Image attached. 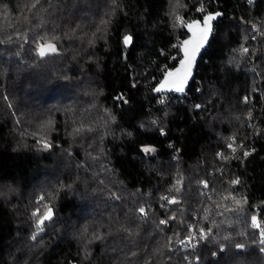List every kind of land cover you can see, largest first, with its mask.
I'll return each instance as SVG.
<instances>
[{
    "label": "trees",
    "instance_id": "1",
    "mask_svg": "<svg viewBox=\"0 0 264 264\" xmlns=\"http://www.w3.org/2000/svg\"><path fill=\"white\" fill-rule=\"evenodd\" d=\"M210 11L187 90L155 94ZM253 216L264 0H0V264H264Z\"/></svg>",
    "mask_w": 264,
    "mask_h": 264
},
{
    "label": "snow or ice",
    "instance_id": "2",
    "mask_svg": "<svg viewBox=\"0 0 264 264\" xmlns=\"http://www.w3.org/2000/svg\"><path fill=\"white\" fill-rule=\"evenodd\" d=\"M39 2V0H37V3ZM249 3H252V0H249ZM202 11V9H200ZM220 15L219 13H217L215 16L214 15H207L204 19V24L203 27H199V25L197 24H188L187 27L189 29V31H193V29L198 28L199 29V37L198 39L195 40V42L193 40H185L183 42V44L181 45V49L184 52V59L181 60V68H178L176 70L175 73L173 72H167L165 73V79L164 81L161 82L160 86L156 89H154V91L156 92H160L162 91L166 85L169 84H173L174 90L177 92H183L184 91V84L187 82L189 76L191 75V69H192V64L195 60V52L199 50L200 47L203 46V43L208 39V35L211 31V27H210V21L214 20L216 18V16ZM179 19V18H178ZM255 27V26H253ZM194 36H195V32H194ZM132 38L130 36H125L124 37V44L127 46L130 42H131ZM190 45H194L193 47H189ZM55 46L51 43H46V44H40L38 49H37V54L40 57H44L46 54H48L49 52H55ZM243 51L247 52V49H243ZM173 77H175V79H172ZM118 99L123 100V102H127L126 100H124L123 97H118ZM247 97H245V102H247ZM197 108L200 107V105H196ZM161 134H163V131L161 132ZM44 147L47 148L49 147V145L47 143L44 144ZM229 147L231 148L232 145H229ZM144 152L149 153L154 151V149L146 147L143 149ZM233 151H235V149H233ZM245 156H248L249 153L245 152L244 153ZM239 181L234 180L232 181L233 184L238 183ZM205 187H207V184L205 183ZM41 200L43 199V197L40 198ZM162 199H166L165 197H162ZM170 203H174L175 201H169ZM140 213L143 214L144 213V208H140L139 209ZM39 214V209H37L35 212H33L34 216H37ZM52 217V211L49 208L47 210V212H45L43 214V216L38 220L37 222V227L40 228L41 225L44 224V221L46 220H50ZM161 224H165L166 221L165 220H161L160 221ZM252 227L253 228H259L260 224L257 222V217L253 216L252 217ZM262 236H264V233H262ZM33 238H35V235L33 236ZM183 242V241H182ZM261 244H264V238H262L261 240ZM238 247H241L240 245H238ZM262 251H264V249H262Z\"/></svg>",
    "mask_w": 264,
    "mask_h": 264
},
{
    "label": "water",
    "instance_id": "3",
    "mask_svg": "<svg viewBox=\"0 0 264 264\" xmlns=\"http://www.w3.org/2000/svg\"><path fill=\"white\" fill-rule=\"evenodd\" d=\"M217 13H219L220 15L216 16V18H215L214 20L210 21L211 31H210V33H209V35H208V39L203 43V46L200 47L199 50L195 52V60H194V62H193V64H192L191 75L189 76L187 82L184 84V91L187 90L189 83H190V82L192 81V79L194 78L195 70H196V67H197V63H198V61H199V59H200V56H201L202 53L206 50V48H207V46H208V44H209V42H210V40H211L212 34H213V32H214L215 24H216V22L222 17L223 14H222L221 11H210V12L205 13V14L203 15L202 18H195V19H192L191 21H189V22L185 25V30H186V32H187V36L182 40L181 45L183 44V42H184L185 40H193V41L195 42V40L198 39V37H199V29L196 28V29H193V31H189V29H188V27H187L188 24H197V25H199V27L202 28V27H203V24H204V19H205V17H206L207 15H210V14L215 16ZM194 32H195V36H194ZM193 46H194V45H190L189 47L191 48V47H193ZM180 52H181V57H180L179 61L177 62V64H176L173 68L167 70L165 73H167V72H173V73H175L176 70H177L178 68H181V63H180V62H181V60L184 59V52L182 51L181 47H180ZM165 73H164L163 76L159 79V81L155 84V86L153 87V90L156 89V88H158V87L160 86L161 82L164 81V79H165ZM172 79H175V77H173ZM174 87H175V86H174L173 84H169V85H166L165 88H164L162 91H160V92H156V91H154V93H155V94H161V93H171V92H175V93H177V94H181V93L184 92V91H183V92H177V91L174 90ZM48 209H49V208H48ZM48 209H47V210H48ZM50 209H51V211H52V217H51L50 220H46V221H44V222L51 221V220L53 219V217H54L53 209H52L51 207H50ZM47 210H46L45 212H47ZM42 216H43V215H42ZM42 216H41V217H42ZM41 217H40V218H41ZM40 218H39V219H40ZM41 226H42V225H41ZM41 226H40V227H41Z\"/></svg>",
    "mask_w": 264,
    "mask_h": 264
},
{
    "label": "built area",
    "instance_id": "4",
    "mask_svg": "<svg viewBox=\"0 0 264 264\" xmlns=\"http://www.w3.org/2000/svg\"><path fill=\"white\" fill-rule=\"evenodd\" d=\"M188 22L184 21V25H186ZM262 237L259 236V241L261 242ZM182 246L183 247H189V248H194L197 243H198V238L194 232V230L189 227L188 233L186 234V236L183 238L182 240Z\"/></svg>",
    "mask_w": 264,
    "mask_h": 264
},
{
    "label": "rangeland",
    "instance_id": "5",
    "mask_svg": "<svg viewBox=\"0 0 264 264\" xmlns=\"http://www.w3.org/2000/svg\"><path fill=\"white\" fill-rule=\"evenodd\" d=\"M257 217V222L260 224V227L259 228H257L258 229V231L260 232V233H262L263 232V221H262V218L261 217H259V216H256ZM260 237H262L261 236V234L259 235Z\"/></svg>",
    "mask_w": 264,
    "mask_h": 264
}]
</instances>
